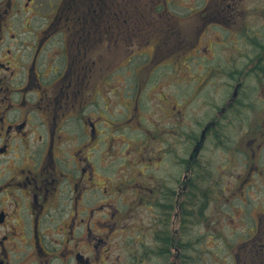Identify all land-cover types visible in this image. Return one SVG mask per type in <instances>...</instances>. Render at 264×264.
<instances>
[{
  "label": "flooded vegetation",
  "instance_id": "af4514ba",
  "mask_svg": "<svg viewBox=\"0 0 264 264\" xmlns=\"http://www.w3.org/2000/svg\"><path fill=\"white\" fill-rule=\"evenodd\" d=\"M190 51L232 53L217 69L235 81L231 99L200 134L186 127L181 157L162 156L173 174L141 171L125 188L124 160L152 168L162 137L134 126L143 93ZM250 85L246 96L264 94V0H0V264H202L185 235L202 223L188 198L220 185L205 145ZM127 129L136 141L120 156ZM235 151L248 156L240 189L250 191L257 151ZM243 212L241 237L216 264H264V203ZM218 213L214 229L234 221Z\"/></svg>",
  "mask_w": 264,
  "mask_h": 264
},
{
  "label": "rangeland",
  "instance_id": "374dc122",
  "mask_svg": "<svg viewBox=\"0 0 264 264\" xmlns=\"http://www.w3.org/2000/svg\"><path fill=\"white\" fill-rule=\"evenodd\" d=\"M231 56L232 53H229V51L218 52L215 58L207 52L196 53L190 51L188 52L190 60L187 63H175L174 66L170 67L165 83L164 80L161 81L159 75L156 79L158 82L155 81L157 84H150L151 88L144 91V100H147L148 108L147 111L144 110L139 113L137 116L138 121L134 126L136 129L151 131V135H154V130L160 131L162 137L158 139L159 141L154 144L155 148L152 149L156 162V165L152 168L135 167V165L124 160L123 167L125 169L121 176L124 177L125 188H135L139 181H143L140 180L142 177L139 172L141 171H144L147 175L155 172L170 174L169 172L172 171V174L174 173L175 168L172 160H170V164L162 156L167 154L168 159H172L170 149L174 148L173 154H176L175 157H181V153L185 152L187 145L185 143L180 146L175 144L181 142V139H185L186 127H189L188 133L197 135L198 131L200 134V129L204 128L203 126L209 120L218 117L223 105L231 99L235 81L230 76H225L233 64L229 63ZM208 58L212 62L205 65ZM240 60L242 61V58ZM222 65L227 68L225 74H220L225 78L218 76L217 69L222 68ZM212 70L215 74L213 79H209V73ZM206 72L208 76H206ZM253 86L247 87V93L244 86L233 107L234 110L224 116L221 124L216 128L217 130L212 129V132H214L208 144L206 142L204 155L220 167V185L216 184L214 186V192L205 195H193L188 198V203L192 202L191 208L194 206L200 218L202 216V223L189 225L185 235L191 241V251L202 256V264H216L218 261H222L223 256H226L227 251L225 249L228 243H235L244 229L246 218L244 219L243 211L246 207L250 208L251 205L264 203V117L260 115L259 111L264 94L258 89L256 93L251 91L252 95L250 97L246 96ZM148 91H154L149 98L146 97ZM165 97H168L167 102L163 101ZM250 108H252L251 111H249ZM154 121L157 123L156 128H153ZM250 124L251 126H249ZM170 125L173 127L171 136L165 130ZM164 130L165 132H163ZM137 131L128 129L122 131L123 133L120 136L122 141L114 148V151L118 152L120 156H127L128 151L132 150V146L136 141L133 143L132 139H134L133 137H135ZM217 133L220 135L218 136ZM126 142H131V144L125 145ZM192 145L193 143L189 145V148ZM259 145H262L260 150ZM102 148L105 147L102 146ZM235 148H239L241 151L246 150V152L251 151L253 148L257 151L258 159L262 157L260 161L258 159L256 161L261 171V178H252L250 183L254 185L250 188V191L249 189L243 191L246 195L241 192L240 188H242L241 185L245 182L244 177L248 173L246 160L244 161L248 156L235 151ZM138 157L140 155L135 153V159ZM140 159L142 160V156ZM217 169L215 165L209 166L211 172L216 173ZM110 171L113 170L110 169ZM112 175L116 176L117 174L112 172ZM173 180L172 177L164 183L160 179L158 183L164 184L163 187L168 183V187ZM235 192L236 195H234ZM219 210L222 211V214L230 213L234 217V221L231 223L225 221V223L216 225L214 229V217L220 216ZM218 229L222 232L217 233L216 230Z\"/></svg>",
  "mask_w": 264,
  "mask_h": 264
}]
</instances>
